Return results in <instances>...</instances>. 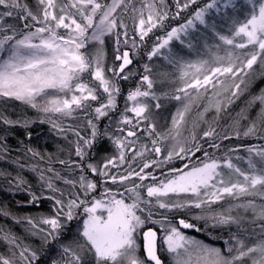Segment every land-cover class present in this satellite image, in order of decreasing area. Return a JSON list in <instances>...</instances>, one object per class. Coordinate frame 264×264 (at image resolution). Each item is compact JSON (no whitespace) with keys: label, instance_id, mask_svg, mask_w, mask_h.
<instances>
[{"label":"snow or ice","instance_id":"snow-or-ice-1","mask_svg":"<svg viewBox=\"0 0 264 264\" xmlns=\"http://www.w3.org/2000/svg\"><path fill=\"white\" fill-rule=\"evenodd\" d=\"M124 2L125 0H111V3H101L99 0H36L38 13H34L24 0H0V6L7 9V11L0 13V21L4 16L12 17L16 13L21 20L33 22V24L24 23L23 27L26 29L33 27L34 24L41 25L35 27L34 31L26 33H22V30L17 32L15 27L9 25L12 34L0 37V53H6L4 58L0 59V97L22 101L44 114L58 113L64 117H70L77 110L91 108L89 101L99 99L97 89H100L106 94V102L101 103L92 111L97 118L107 116L108 111L116 108L115 98L120 89L105 76L102 52H98L92 58L82 52L81 49L85 48L89 39L102 43V37L105 33H111L117 28V20L113 14L124 5ZM160 2L163 3V0ZM176 3L178 8L187 9L190 4H195L196 0H185L182 5L180 0H176ZM221 7L225 10L231 8L235 11L238 5L236 0H211L209 4L195 12L194 19L214 30L215 24H209L205 16L209 9L220 11ZM239 7L246 10V15L242 21L229 17L232 25L231 36L220 35L219 33L216 35L227 45H233L240 49L251 46L253 51L246 54V59L240 61L239 66L236 64V60L240 58L236 57L234 60L231 53H229V62L226 67L208 68L206 67L207 61H203L199 65H187V67L195 68L197 73L206 74L203 75V79L194 75L192 81L186 82L185 87L178 89V91L187 95L188 88L206 89L208 85H212L213 80L217 79L218 76L231 74L235 77L239 73L245 72V69L251 70L258 59L264 65V0H245V3ZM132 10L138 14L141 41L149 32L161 25L168 15L167 12H161L156 6L155 0L145 3L141 9L133 8ZM145 10H147L146 15ZM97 14L100 17L98 23L95 22ZM176 15L178 16L179 12ZM94 24L95 27L93 28ZM121 26L127 28V25L121 24ZM190 27H194L191 19L187 24L173 28L166 38H163L162 42L153 48L149 58L155 56L174 37L179 38L181 32L186 33ZM90 28H93V32L89 37L88 30ZM60 29H64L66 34L61 35ZM0 31H6L2 23H0ZM17 35H20L21 38L16 39ZM124 35L127 37L126 31ZM237 38L242 42L235 43ZM37 40L38 42H36ZM124 42L127 44V39ZM117 43L119 44V33H117ZM5 45L8 47L5 48ZM133 47H136L134 40ZM189 47L192 45L189 44ZM115 59L121 63L118 69L109 70L111 75L127 80L131 73L123 76L121 74L124 73L128 65L132 64L129 52L124 51ZM145 71H150L147 65H145ZM85 72L91 77V84L83 81L82 74ZM245 74L247 73L245 72ZM187 75L188 73L185 72L184 76ZM141 83L146 85L147 90L142 91L140 87H137L134 91L129 92L127 100L132 101L133 106L131 108L126 106L124 110L125 113H134L137 124L149 119L147 115L149 106L142 103L139 98L151 96L156 99L155 94L150 91L153 87V81L148 75L142 76ZM220 83L223 82L220 81ZM243 83L244 80L241 79L240 84ZM240 84L234 85L236 91L232 93L233 96L239 93ZM49 90H55V92L63 95H53L52 98H48L51 95ZM38 97L43 99V103L38 102ZM174 98L179 100L181 97L175 96ZM256 99L264 103V95L256 97ZM155 107L159 108V103ZM184 111H187V105H185ZM182 120L183 112L178 111L177 118L173 119L174 128H178ZM41 122L51 123L52 128L58 133L63 134L65 132L63 127L51 119ZM120 122L125 125H132V119L123 113ZM0 123L28 127L30 121H14L0 117ZM87 123L90 127V136L87 139L81 137L79 132L74 129H68V131H73L78 138L75 141V155L81 160L88 155L85 148L100 147V138L109 137L108 131L101 132L93 120L89 119ZM154 130L155 125H150L149 135ZM256 131V124L253 123L244 135H253ZM204 135L210 137L214 135V130L205 132ZM134 136H136V131L128 130L123 140L117 137L113 141L120 149L118 159L121 163L124 162L123 149L127 138ZM225 138L227 139V137ZM152 143L155 145L156 141L154 140ZM214 146L219 147V145ZM0 150H3L2 138H0ZM154 151L159 153L161 149L156 147ZM247 151L249 153L247 171L233 164L231 158H227L223 162V167L229 171L225 173L219 171L221 164L217 160H211L203 163L200 167H193L189 171L173 170L177 174L172 175L171 178L160 180L158 184L145 186L147 197L156 198L155 205H152L151 199L145 200L141 197L138 191L141 185H133L131 188L125 189L129 193L127 199L131 201L130 203L126 202L123 193L112 192L110 189H105L100 199L93 197L90 201L80 199L81 193H76L75 198L67 200L66 203L61 199H56L55 196L49 197L54 200L56 215L42 220L43 224L49 226L47 231L41 229L44 232L42 239L45 243L58 241L68 223L74 219H79L75 213L77 208L83 206V214L86 217L77 226L76 234L79 239L69 245L60 244L61 259L54 260L52 264H165L161 254H158L157 232L148 228L142 234L138 233V230L144 227L146 220L159 224L163 230L164 235L159 238L160 247L171 255L172 264H243L246 259L250 264H264V204L257 206L253 200H249L246 203L230 205L223 212L211 215L205 213L195 217L205 221L206 225L211 221L209 226L212 228L236 225L240 230L244 217L232 215L233 210L235 208L243 209L245 212L251 210L253 214L252 223L261 222L258 224L260 229L258 242L247 246L238 235L231 234L230 239L234 243L227 247L226 253L219 248L211 247L186 236L179 227L168 221L166 215H163L161 220H153V212L148 207L150 205L158 206L168 212L191 208L203 210L206 206L210 207L212 204L224 200L226 196L238 199L245 195L259 194L264 197V148L250 147ZM28 152L33 156L40 155L32 149H28ZM180 152H184V149L180 148ZM135 155H143V153L137 152ZM173 155V152H169L166 159L171 160ZM175 155L178 156L179 153H175ZM40 158L43 159L42 156ZM59 162L61 164H75L81 172L86 166L92 173L99 172L101 176L111 179L113 183L117 182L115 175L110 177L108 175L109 166H116V159L114 158H107V162L102 164L99 169L90 163L82 165L77 161L61 160ZM153 163L157 162L153 161ZM149 166L146 163L143 168ZM33 171H37V169L33 168ZM141 172H128L127 175L119 177V182L123 183L133 175L143 181L150 175H141ZM56 178H61L59 173L56 174ZM39 179L45 182L48 189L53 192H60L54 187L51 178L46 177L43 171L39 172ZM152 179L155 180L156 177L153 176ZM15 180L17 186L26 183L20 177L15 178ZM65 182L73 187L79 183L84 197H87L97 188V184L88 180L84 175H80L78 181L66 180ZM180 193H190L192 198L183 202L164 199L168 198L170 194ZM60 194L63 195L62 192ZM118 195L121 198L118 199ZM39 199L35 193L31 194V202L34 203ZM142 204L148 208L146 219H142L141 215L137 214L138 212H145V208L141 207ZM29 223L32 221L29 220ZM178 223L184 229L196 228V225L184 219H180ZM138 235H142L143 239L145 252L143 259L138 254L140 249V244L137 242ZM4 239L15 245V237L5 236ZM25 252H28L29 255L26 256ZM20 257L25 261V264H34V261L40 259L37 253L30 249L21 251ZM0 264H13V262L0 256Z\"/></svg>","mask_w":264,"mask_h":264},{"label":"rangeland","instance_id":"rangeland-1","mask_svg":"<svg viewBox=\"0 0 264 264\" xmlns=\"http://www.w3.org/2000/svg\"><path fill=\"white\" fill-rule=\"evenodd\" d=\"M24 2L34 13H38L36 0H24ZM99 2L111 3V0H99ZM148 2L150 0H125L124 5L113 14L117 20V28L111 33H105L102 37V43L89 39L85 48L81 49L82 52L92 58L98 52H102L105 76L112 80L120 89L119 94L115 98L116 108L108 111L107 116L97 118L92 109L106 102V94L102 90L97 89L99 99L97 101H89L91 108L77 110L70 117H64L58 113L54 114L57 117L56 123L63 127L65 131L69 129L68 126L70 124L78 125L75 131L79 132L80 136L85 139L90 136V127L87 123L89 119L96 123L97 128L101 132L108 131V138H100V147L85 148L88 155L82 160L75 155V141L78 139L75 134L72 135V133L67 132L68 135H65L68 138L67 141L60 137L56 138V147L60 146L59 153L63 151L68 156L78 160L80 164H94L98 169L107 162V158L116 159V166H109L108 175L109 177L115 175L117 182L113 183L111 179L101 176L99 172L92 173L85 166L83 172L80 170V175H84L88 180L97 184L96 190L89 193L87 197L82 195L83 190L79 187V183H76L75 187L66 182L54 185L63 195L60 192L47 190V198L36 206L37 213L35 218L31 220L32 223H29V218L24 221H18L16 224L7 223L9 227L14 229L10 236L15 237V245L8 240L7 242L0 240V256L10 259L13 264H25V261L20 257V252L25 249L35 251L40 257L39 260L34 261V264H52L54 260L61 259L60 244L69 245L79 239L76 234L77 226L80 221L86 218L83 214V206L75 210L79 219H74L68 223L58 241L44 242L42 239L44 232L41 229L47 231L49 226L43 224L42 220L56 215L54 200L49 197L55 196L56 199H61L65 203L67 200L75 198L76 193H81L80 199L89 200V198L92 199L93 197L100 199L104 190L110 189L112 192L123 193L126 202L130 203L131 201L127 199L129 193L125 189L131 188L133 185H141L138 189L141 197L145 200L151 199L152 205H155L156 198L147 197L145 186L158 184L160 180L171 178L172 175L177 174L173 170L189 171L193 167L202 166L203 163L217 160L221 164L219 171L226 173L229 170L223 167V162L225 159L231 158L233 164L247 171L249 156L247 149L250 147L264 148V113H262L264 103L256 99V97L264 95V65L261 64L259 59L251 70L245 69L247 74L242 72L235 77L231 74L218 76L212 82V85H215L214 87L208 85L206 89L188 88L187 95L178 91V89L185 87L186 82H191L194 75L203 79V75L206 74L203 72L197 73L195 68L187 67V65H199L201 62L207 61L206 67L208 68L226 67L229 62V53H231L234 60L236 57L240 58L236 60V64L239 66L240 61L246 59V54L253 51L251 46L240 49L233 45H227L216 35V33H219L220 35L231 36L230 29L232 25L229 17L240 21L244 19L246 10L240 8L239 5L244 4L245 0H236L238 8L235 11L231 8L225 10L223 7L220 8V11L209 9L205 19L209 24H215L214 30L194 19L195 12L209 4L211 0H196V3L190 4L187 9L178 8L176 0H163V3L160 0H155L156 6L161 12H167V18L141 41L138 14L132 9H141ZM184 2L185 0H180L181 5ZM5 11L7 9L4 6H0V13ZM177 12H179L178 16L176 15ZM146 14L147 10H145ZM99 18V14H97L96 23L99 22ZM190 19L193 20L194 27L188 28L186 33L181 32L179 38L174 37L155 56L149 58L153 48L161 43L163 38H166L173 28H179L181 25L187 24ZM0 23L6 29V31H0V37L12 34L8 27L9 25L15 27L17 32L22 30V33L34 31L35 27L41 26L40 24H34L31 28H24V23L33 24V22L21 20L16 13L12 17L4 16ZM121 24L127 25V28L125 29ZM93 28L88 30L89 37L92 35ZM125 31L127 32V37L124 35ZM59 33L65 35L66 31L60 29ZM117 33H119V44L117 43ZM19 38L21 36L17 35L16 39ZM126 39L127 44L124 42ZM133 40L136 47H133ZM240 42L242 41L239 38L235 41V43ZM189 44L192 47H189ZM124 51L129 52V58L132 60V64L128 65L124 73L121 74L123 76L131 73L127 80L113 77L109 71L110 69H118L121 61H117L115 57ZM5 55L6 53H0V59H3ZM145 65L150 71H145ZM185 72L188 73L187 76H184ZM144 75H148L153 81V87L150 91L155 94L156 99L151 96L139 98L142 103H146L149 106L147 113L149 119L137 124L134 113H125L124 110L126 106L128 108L133 106V102L127 100L129 92L134 91L137 87H140L142 91L147 90L146 85L141 83V78ZM82 79L90 84L92 82L87 72L82 74ZM241 79L244 80L243 84H240ZM220 81L223 83H220ZM235 84H240V91L236 96H233L232 93L236 91ZM49 92L51 95L48 98H52L53 95H63L55 92V90H49ZM175 96H180L181 98L177 100L174 98ZM37 99L38 102L43 103L42 98L38 97ZM157 103L160 105L159 108L155 107ZM185 105H187V111H184ZM217 105H219V108H217ZM80 111H87L91 118L86 122L78 120L77 113ZM178 111L183 112V120L180 121L178 128H174L173 119L177 118ZM122 113L132 119V125H125L120 122ZM72 117L75 121H71ZM253 123L256 124L257 131L253 135L245 136L244 133ZM150 125H155V130L151 135L148 132ZM87 130L88 132L85 133L84 131ZM128 130L136 131V136L127 138L123 149L124 162L121 163L118 159L120 149L113 141L117 137L123 140ZM213 130L214 135L210 137L204 135L205 132ZM56 132L58 133L57 130ZM154 140L156 141L155 145L152 143ZM214 145H219V147ZM156 147L161 149L159 153L154 151ZM180 148H183L184 152H180ZM197 148H199V151H197ZM137 152H142L143 155H135ZM169 152L174 153L171 160L166 159ZM175 153H179V155L177 156ZM205 153H207V156H205ZM153 161L157 163H153ZM146 163L150 166L143 168ZM141 169H143V172H141ZM132 171L141 172V175H150L143 181L133 175L129 180L123 183L119 182L120 176L127 175L128 172ZM153 176L156 177L155 180L152 179ZM79 177L76 181L79 180ZM39 188L44 189L46 186L41 185ZM117 198L121 197L118 195ZM191 198L192 194L190 193H180L170 194L168 198L164 199L183 202ZM249 200H253L257 206L264 204V197L255 194L241 196L238 199L226 196L224 200L212 204L210 207L206 206L203 210L191 208L168 212L158 206L153 207L150 205L148 207L153 212V220H161L162 216L166 215L168 221L179 227L186 236L211 247L219 248L226 253L227 247L234 243L230 239L231 234L238 235L247 246L258 242L260 238L258 235L260 232L258 224L261 222L252 223L253 214L251 210L248 212L240 208L233 210L232 215L244 217L240 230H238L236 225L212 228L209 226L211 221L206 225L205 221L198 220L195 217L205 213L211 215L223 212L230 205L246 203ZM141 207L145 208V212H138L137 214L141 215L142 219H146L148 208L143 204ZM180 219L193 223L196 228L184 229L178 223ZM61 221L62 223L64 222L62 217ZM148 228H152L157 232L158 254H161L165 264H172L171 255L160 247L161 241L159 238L164 235L160 225L146 220L144 227L139 229L138 233L142 234ZM137 242L140 244L138 254L143 259L145 252L142 235H138ZM25 255L27 256L29 253L25 252ZM243 264H250V262L246 259Z\"/></svg>","mask_w":264,"mask_h":264},{"label":"trees","instance_id":"trees-1","mask_svg":"<svg viewBox=\"0 0 264 264\" xmlns=\"http://www.w3.org/2000/svg\"><path fill=\"white\" fill-rule=\"evenodd\" d=\"M6 48V45H5ZM0 117L11 120L30 121L28 127L6 125L0 123V138L3 140V150H0V240L7 242L5 236H10L14 229L7 223L16 224L26 219L33 220L37 213V204L47 198V188L44 181L39 179V172L43 171L46 177L51 178L53 185L64 183L66 180L76 181L80 169L75 164H61L59 161H77L56 147V138L67 141V132L57 133L51 123L41 122L51 119L57 122L53 113L44 114L31 108L22 101L13 98L0 97ZM91 115L87 111L77 113V119L86 122ZM71 121H75L72 117ZM76 130L78 125H69ZM85 133L88 132L84 131ZM29 133L31 134L29 136ZM28 149L38 152L33 156ZM43 157L41 159L40 157ZM36 168L37 171H33ZM59 173L60 179L56 178ZM20 177L26 183L16 185L15 178ZM44 185L46 188L40 189ZM53 192L52 190H50ZM35 193L40 199L31 202V194ZM91 198H89L90 200Z\"/></svg>","mask_w":264,"mask_h":264}]
</instances>
